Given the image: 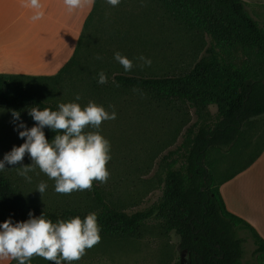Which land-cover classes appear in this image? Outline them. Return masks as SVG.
Returning a JSON list of instances; mask_svg holds the SVG:
<instances>
[{
  "label": "trees",
  "instance_id": "obj_1",
  "mask_svg": "<svg viewBox=\"0 0 264 264\" xmlns=\"http://www.w3.org/2000/svg\"><path fill=\"white\" fill-rule=\"evenodd\" d=\"M105 5V0H94L74 54L56 74H0V105L10 113L20 112L23 123L35 125L28 109L58 111L59 94L69 88L67 83L75 90L89 83L88 89L93 92L111 90L112 86L135 88L157 101H166L171 106L182 103L198 111L214 105L216 119L188 129V146L181 159L166 163L161 198L145 211L127 213L110 206L99 196L94 182L92 189L98 198V210L88 212L57 205L45 208L33 202L0 171V224L9 218L14 223L27 221L29 212L36 217L44 214L53 223L77 216L83 220L95 213L100 235L135 237L145 221L156 218L165 231L178 235L180 252L187 256L189 264H264V238L250 222L228 210L219 189L255 163L264 151V132L262 136L257 134L264 126V29L243 0H150L147 18L157 32L154 40H158L159 33L177 25L203 32L209 45L186 73L158 75L154 71L147 73L138 65L137 70L125 74L117 62L110 60L113 55L109 51L105 56L103 45L97 40L107 22L103 14ZM155 46L152 45L153 60L157 58ZM100 72L106 74L107 83H98ZM83 75V80L78 79ZM75 81L79 84L75 85ZM44 132L49 142L56 135L48 128ZM250 144L254 150L249 158L217 184L219 161L209 160L210 154L229 153L237 157L244 152L243 145ZM248 239L255 250L251 259L244 261ZM11 264L18 262L13 260ZM28 264L53 262L36 256Z\"/></svg>",
  "mask_w": 264,
  "mask_h": 264
},
{
  "label": "rangeland",
  "instance_id": "obj_2",
  "mask_svg": "<svg viewBox=\"0 0 264 264\" xmlns=\"http://www.w3.org/2000/svg\"><path fill=\"white\" fill-rule=\"evenodd\" d=\"M105 4L103 14L107 22L102 26L97 40L102 43L105 56L108 51L113 55L109 58L114 63L117 62L114 58L117 51H122L121 55L133 61L131 71H125L117 62L125 74L137 70L138 65H143L147 73L154 71L158 75L186 73L205 54L209 45L208 36L184 26L167 28L164 34H158V40H154L157 32L147 18L151 11L150 0H120L115 7L105 0ZM251 9V16L264 29V12L254 6ZM152 45H156L157 50V58L154 60L151 59L154 54ZM140 56L150 59L151 65L143 64L138 59ZM78 79L83 80L84 75ZM74 84L78 85L79 82L75 81ZM70 85L67 83L69 88L60 92L61 103H78L83 109L89 102H94L109 113H116L115 120L104 121L99 129L88 127L85 132H99L109 141L111 159L107 164L108 180L106 183L94 181V185L98 186L97 192L107 204L127 213L145 211L159 201L165 185L166 163L181 159L182 151L188 146V129L216 119L217 107L214 105L198 111L182 103L171 106L166 101H157L146 92L134 91L135 88L119 89L111 85V90L93 92L88 89L89 83L78 86L77 90ZM77 95L80 96L79 100H76ZM19 123L14 122L11 113L0 105V161L14 146L19 147L25 143L16 130ZM26 125L28 128L35 126ZM263 130L264 126L257 130V134L262 136ZM243 147L244 152L237 157L229 153L210 154L209 160L219 161L217 184L245 162L254 150L253 144ZM31 164L32 160L26 154L23 165ZM23 165H6V169L1 172L38 205L45 208L54 205L80 208L88 212L100 208L93 189L74 191L71 194L57 193L55 181L38 167L28 173L31 182L20 176L15 168ZM41 182L47 184L43 196L37 192ZM100 236V242L86 250L81 260L73 261L72 264H189L187 256H182L180 252L178 235L173 231H165L156 218L145 221L135 237ZM245 247L247 253L244 261L251 259L255 250L251 239H248Z\"/></svg>",
  "mask_w": 264,
  "mask_h": 264
},
{
  "label": "clouds",
  "instance_id": "obj_3",
  "mask_svg": "<svg viewBox=\"0 0 264 264\" xmlns=\"http://www.w3.org/2000/svg\"><path fill=\"white\" fill-rule=\"evenodd\" d=\"M85 2L90 5L93 0H64L69 10L79 9ZM107 3L115 7L120 0H107ZM25 7L34 10L33 21L43 18L40 0H26ZM114 58L125 71L132 70L133 61L126 56L116 52ZM138 59L143 64L151 65V60L144 56ZM107 81L106 74L100 72L98 83L105 84ZM79 99L77 95L76 100ZM58 109H28V115L36 122L31 128L21 121L20 112L11 110L13 121H20L16 130L25 143L19 147L14 146L4 155L0 161V171H4L6 165H23L25 155L28 154L32 164L15 168L18 174L31 182L28 173L38 167L55 181L57 193L90 191L94 181L106 183L109 177L107 164L111 159L110 143L99 132H85V129H99L104 121L115 120V111L109 113L94 102H89L83 109L78 103H61ZM45 128L56 133L51 142L46 138ZM46 188L47 184L41 182L37 192L43 196ZM100 231L95 213H90L83 220L77 216L53 223L44 214L36 217L33 212H29L27 221L14 223L9 218L0 224V258H11L18 264H28L33 257L39 256L53 264H72L73 261L81 260L86 250L100 242Z\"/></svg>",
  "mask_w": 264,
  "mask_h": 264
},
{
  "label": "crops",
  "instance_id": "obj_4",
  "mask_svg": "<svg viewBox=\"0 0 264 264\" xmlns=\"http://www.w3.org/2000/svg\"><path fill=\"white\" fill-rule=\"evenodd\" d=\"M243 1L249 13L252 6L264 12V0ZM40 2L44 16L33 21L34 10L25 7L26 0H0V74L52 76L74 54L93 3L69 10L64 0ZM219 189L228 210L250 222L264 238V151ZM12 261L0 258V264Z\"/></svg>",
  "mask_w": 264,
  "mask_h": 264
}]
</instances>
